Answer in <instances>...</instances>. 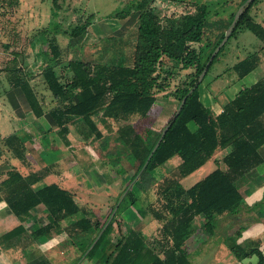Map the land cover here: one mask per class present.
I'll use <instances>...</instances> for the list:
<instances>
[{
  "label": "trees",
  "instance_id": "16d2710c",
  "mask_svg": "<svg viewBox=\"0 0 264 264\" xmlns=\"http://www.w3.org/2000/svg\"><path fill=\"white\" fill-rule=\"evenodd\" d=\"M255 1L245 5L227 40L214 55L203 79L230 38L242 31L249 30L260 39L264 51V26L250 13ZM13 2L17 0H11L9 5ZM154 2L136 0L115 15L116 18H125L135 13L134 23L130 27L132 31L125 38L119 39L123 40L119 42L131 47V53L125 55L119 50L121 53L113 56L116 59L114 62L68 60L63 66L69 75L67 77L60 75L56 69L61 63V49L54 35L51 36L48 30L43 31L47 41L46 54L54 63H45L41 74L47 89L58 101L57 105L49 109L48 114L57 126V133L63 142L69 144L68 124L75 119L81 139L88 143L98 141L108 158L107 163L116 173H124L129 166L132 168L129 183L134 181L120 202L136 200L132 186L138 180L142 183L146 174H152L158 169L163 172L155 179L152 185L153 199L146 206L160 224L158 235L144 239L134 224L126 225L124 229L118 224L116 231L115 217H112L87 253L88 257L104 264H189L190 252L183 247V243L193 219L198 215L209 218L213 214L237 215L245 205L239 183L246 179L251 170L264 164V156L259 150L264 145V77L240 88L217 111H212L202 101V81L188 93L212 51L223 38L234 13L226 20H209V10L205 3L181 0L179 5L193 8L178 14L173 11L162 15ZM92 16L90 14L88 20L74 26L69 34L73 37L81 35ZM213 30L219 32L217 39L204 43L205 32ZM194 43H197V48ZM112 46L114 43H111ZM164 59L169 60L171 65L164 64ZM259 62L258 52L253 51L227 69L238 78H243ZM176 67L191 68L193 71L188 74V80L173 91L174 99H168L163 93ZM10 70L13 72L8 79L10 86L20 87L32 115L35 118L42 117L45 111L26 75L17 66ZM164 71L165 77L162 79ZM183 97L185 102L179 113L148 159L163 128L158 131L147 129L141 133L136 124H145L150 117L151 107L160 102L163 105L175 104L168 123ZM108 118L118 123L116 138L124 147L126 155L117 145L109 147L110 134L105 135L98 126V122L109 126ZM26 150L23 139L15 133L9 134L0 143V160H4L3 156L9 153L21 163H27ZM219 150L225 151L217 161L216 168L189 187L182 186L181 180L184 177L205 164ZM174 157L178 158V163L167 168L166 164ZM218 162H222L223 168ZM54 164L51 162L27 173L12 166L0 179V200L12 215L22 217L23 220L31 217L38 206H42L45 211L43 224L30 233L25 232L24 238L22 235L25 230L21 223L5 233V238L24 248L31 247L41 237L49 238L65 232L85 252L106 223L114 205L102 220L93 208L86 204L80 205L74 192L58 182L39 185L52 173ZM119 208L120 203L115 215ZM71 217L75 219L62 223ZM90 233L94 234L86 240L83 235ZM155 246L158 251H150ZM230 250L238 259L255 253L258 260L254 264H264V254L258 247L244 249L242 244L235 243L230 246ZM32 264H50V261L42 255Z\"/></svg>",
  "mask_w": 264,
  "mask_h": 264
},
{
  "label": "rangeland",
  "instance_id": "374dc122",
  "mask_svg": "<svg viewBox=\"0 0 264 264\" xmlns=\"http://www.w3.org/2000/svg\"><path fill=\"white\" fill-rule=\"evenodd\" d=\"M8 1L10 2L11 0H0V58L5 57L7 54H15L19 57V55L24 53L29 47L27 44H25L27 46L21 45L18 36L17 38L14 36L12 41L7 39V32L15 34L18 32L16 29L8 30L3 24H7L8 26L10 23L12 26L14 23L19 24L23 19L22 12L19 13L15 11L16 16L12 15L13 10L10 8ZM134 1L136 0H43V2H45L43 8L48 6V9H45L46 15L42 27L33 34L31 54L34 58H32L31 61L26 62L24 68L27 71L25 75L36 93L46 115L45 117L43 116L36 119L35 122L30 124V126H27L31 132L26 128L23 130L28 138L25 139L28 144L26 152L28 156L27 159L30 161L29 163H31V165L24 166L15 158H13L15 162L12 160L14 165L11 163L8 164V161H5V163L1 161L0 179L4 177L6 169L11 166H16L22 172L26 173L27 170L38 169L42 165L54 162V170L52 173L38 184L43 185L51 181H57L62 186L75 192V199L80 205L86 204V206L93 208L95 213L98 214L102 220L107 217L111 207L117 203L124 189L129 184V177L132 168L129 166L124 173H116L114 168L107 163L108 158L105 156V151L100 148L98 141L88 143L81 139L77 131V122L75 119L71 120L68 124V145H66L58 135L57 126H55L48 114L49 109L57 105L58 101L53 98L50 91L47 89L41 74L42 66L45 63H54V61L46 54L47 41L43 31L48 30L51 33V36L54 35L55 40L61 49V63L56 67L60 75L63 74L65 77L69 76L63 66L68 60L72 59H83L85 61H90L91 63L114 62L116 59L114 60L113 56L115 54L118 56L121 53H119V50H122V54L125 55L131 53V47L124 45L123 42H119L123 41L119 39L125 38L132 31V28L130 27H132L134 23L135 13H132L125 18H116L115 15L118 11H121L125 6L130 5ZM179 1L181 0H155L154 5L160 10L162 15L164 13L168 15L173 11L178 14L181 11H187L193 8L188 5H179ZM182 1L187 3H205L209 10V20H226L232 13L235 14L239 6L245 0ZM54 6H56L55 9H53ZM250 13L256 21L264 26V0H256L250 9ZM90 14L93 16L89 18L87 29L79 36H71L69 33L72 28L88 20ZM32 16L35 17V15ZM12 17L14 21L17 19L18 22H13L10 19ZM218 33V30H213V32L206 31L203 42L215 41ZM111 43H114V46L111 47ZM193 45L197 48V43H194ZM262 45V41L256 38L249 30L242 31L237 34V36L230 38L224 50L210 68L209 73L203 80H201L200 90L202 101L205 104L211 103L209 106L212 111H217L218 108L230 100L240 88L248 86L259 78L264 77V51L261 48ZM253 51L258 52L260 62L249 74L243 78H238L235 73H232L227 69V67L231 66L238 59L245 57L248 53ZM163 62L166 65H171L169 60L164 59ZM9 64V62L5 64L2 63L4 68H9ZM13 65L15 67L17 66L22 72L23 68L21 65H23V63L21 60L18 59ZM192 71L191 68L180 69L176 67L175 74L167 80L168 84L165 89L166 92H164L163 95H166L168 99H174L173 91L181 86L186 79L188 80V74ZM161 75L163 79L165 77V71L162 72ZM174 108L175 104L167 103L163 105L161 102L159 104H154L149 111L150 117L146 120L145 124H136L138 131L144 133L147 129H153L155 131L162 129L171 117ZM11 118L13 119L9 122V126L11 127L10 130L19 132L18 127L20 120L15 115L14 117L11 116ZM94 118L96 119L95 116ZM107 121L109 126L101 122H98V126L105 135L110 134L111 143L109 147L117 145L122 149L123 154L126 155L124 147L116 138L118 123L111 118H108ZM8 155L11 156L9 153ZM116 155L117 153H115V157ZM220 157L221 156L219 155L218 159H220ZM176 160L177 157L174 160L169 161L166 164V167L172 168V166L175 165ZM219 164L221 165L222 162H218V165ZM216 165L217 164L213 160L206 162L197 170L184 177L181 180L182 186L189 187L216 168ZM161 174L162 171L154 172V174L148 173L142 180V183L140 180L136 181L132 186V191L135 192V196H138V198L134 202H130L128 199L119 202V212L117 215H113V217H115L114 230H118V224H120L119 227L122 229L128 224H134L138 229L142 228L140 234L146 237V239H152L158 235V227H160V224L154 219L146 206L153 197L152 185L155 179H158ZM252 177L253 176H247L245 182L241 180L239 183L244 198L247 197L249 183L253 182L256 184L260 182L259 179H253ZM136 178L137 177L134 179ZM256 193L262 196L264 194V186L257 189ZM262 198H264V195ZM4 211L5 207L0 204V246L3 248L0 250L3 256H5L6 253L8 255L13 254L12 248L7 243L4 236V231L11 226L18 224L19 221L22 220V217L18 218L11 213L12 216L7 215ZM239 213L240 212L237 214ZM44 215V208L38 206L34 209L31 217L24 218L25 221L23 225L27 227V230H33L43 224ZM70 219L71 218H67L63 220L62 223L66 224L71 221ZM202 219L203 220L200 224L196 225L195 228L193 227L194 231H201L203 233L213 232L215 227H208V225L205 224L206 222H204L206 221L204 220V217H202ZM244 226L245 225H240V232L244 231ZM93 234L94 233L84 234L83 236L87 240L90 239ZM64 235L65 234L63 233L61 236L64 237ZM224 237L226 243L223 242V245L227 244L229 246L234 242L236 243L238 240V236L231 234ZM60 239L61 237L57 236L51 240L45 241L42 249H46V247L53 248L55 245L58 246L57 248H66V245L62 244L66 242L68 243V239L62 238L63 241ZM199 242H204V239L199 234H196L195 236L193 235L188 242H184L183 247L185 249L188 248L190 252ZM60 243L62 244L60 245ZM71 244L74 245L71 241L70 244H67V248L71 247L69 246ZM150 251H158L157 246L152 247ZM194 251L189 253L191 254L189 255V259H191L192 264H223L216 259V253L211 252L209 254H204V256L202 253L197 254L194 253ZM64 253L67 254L68 252L64 251ZM14 255L16 254H13V256ZM77 255V253L67 255L69 258L61 259V262L71 264V261H73ZM227 255L233 256L230 253ZM227 255L224 254L223 256L226 257ZM50 257L53 264H58L60 254L51 253Z\"/></svg>",
  "mask_w": 264,
  "mask_h": 264
},
{
  "label": "crops",
  "instance_id": "0c3cea01",
  "mask_svg": "<svg viewBox=\"0 0 264 264\" xmlns=\"http://www.w3.org/2000/svg\"><path fill=\"white\" fill-rule=\"evenodd\" d=\"M44 3L45 2H43V0H17V2H13L11 5H9L10 8L13 10L12 15L16 16V12H19V13L22 12L23 13V19L20 21L19 24L14 23L12 26L10 25V23L8 26H7V24L6 25L3 24L6 28H8V30H10V29L15 30L16 29V31L18 32L17 34L7 32V34H8L7 39H9V41H12L14 36L16 38L18 36V38L21 41V45H23V46L28 45L29 47L26 49V51L24 53L19 55V57H18V55H15V54H7L5 57L0 58V143L9 134L15 133L21 139L24 140L26 147H27L28 144L26 143L25 139H28V138L26 137L27 135L23 130H25V128H26L29 132H31V130L27 126L28 125L30 126V124L32 122H35L36 119H38V118H35L34 115H32L31 109H30V107L26 101V98H25L21 88L20 87H15V88L11 87L8 79L11 76V74L13 73L10 70V68L14 66L13 65L14 62H16L18 59L21 60V62L23 63V65H21V67L23 68L22 72L24 74H26L27 71L24 68L26 66L25 64H26V62H29L32 60V58H34V56H32V54H31L32 38H33L34 32L40 30V28L43 25L42 23H43L45 15H46L45 9H48V6L43 8ZM55 7L56 6H54V9H55ZM32 15H35V17ZM10 19L13 22H18L17 19L14 21L13 17ZM25 44H27V45H25ZM7 62L10 63L9 64L10 66H9V68H7V67L4 68L2 63L5 64ZM206 105L209 106V105H211V103L206 104ZM220 108L221 107H219L218 110ZM14 115L20 120L19 121L20 124L18 123L19 124V127H18L19 132L14 131V130H12V131L10 130L11 127L9 126V122L11 121V119H13V118H11V116L14 117ZM45 115L46 114L44 113L43 116L45 117ZM259 150H260L261 154L264 156V145ZM224 151L225 150H219L218 152H216L214 154V156L210 160H213L215 163H217V161L220 160L221 157L223 156ZM219 155L221 156L220 159H218ZM25 157H26L27 163H21V164L24 166L25 165L30 166L31 163H29L30 161H28V159H27V157H28L27 152L25 153ZM3 158H5V159L0 160V162L2 161L3 163H5V161H8V164L11 163L14 165V163H12L14 161L13 157L9 156L8 153L6 155H4ZM175 158H173L172 160H174ZM210 160H208V161H210ZM176 163H178V158L176 160ZM11 167H8L6 169V171L8 169H10ZM220 167L223 168V165L221 164ZM30 170H27V172ZM32 170H35V169H32ZM158 171L161 172L158 169L155 171V173ZM162 174H163V172H162ZM249 174H251V175H249ZM250 176H253L252 177L253 179H255V178L259 179L260 182H258L256 184L251 182V183H249V186L247 185L249 188L247 191V197L244 198L245 205H244V208H242V210L239 211L240 212L239 214H237V215L213 214L210 218L202 216V215H198L193 219L190 229L187 231V233L184 236V242L185 243L188 242L192 238V236L193 235L195 236L196 234H199L200 236H202L204 239V242H199L198 244H196L191 249V251L195 250L194 253H197V254L202 253L203 255L209 254L211 252L216 253L215 254L216 259L219 260L220 263H223V264H254L258 260V257L255 253L250 254V255L243 257L241 259H238L232 254V252L230 250V246L235 244V242L233 244H230L229 246L227 244H226L227 246L223 245V242L226 243V241H224V239H225L224 236L231 234V235L238 236V240L236 241V243L242 244L244 246V249H253V248L255 249L258 247L261 250V252L264 254V198H262L264 194L262 196H260L256 193L257 189H260L264 186V164L259 165L258 167L251 170L248 173V177H250ZM243 181L245 182V180H243ZM71 191H73V190H71ZM74 194H75V192H74ZM137 198H138V196H136V199ZM152 199H153V197H152ZM0 204H2L5 207L4 213L6 212L7 215H11L9 208L6 206V204L2 200H0ZM202 217H204V220H206L204 222H206L205 224L208 225V227H211V226L215 227L213 232L203 233L201 231H199V232L194 231L193 227L195 228L196 225H198L202 222V220H203ZM72 219H75V217H71V220ZM24 221H25V219L19 221L18 224L21 223L23 225ZM18 224L13 225L9 229L5 230L4 236H5V233L9 232L13 227L17 226ZM218 224H219V226H218ZM240 225H245L244 226L245 228L243 229L244 231H242V232H240V230H241ZM23 227H24L25 231L22 235L23 236L22 238L25 237V232L30 233L32 231L29 229L27 230L26 229L27 227L24 225H23ZM139 230H140L139 231V234H140L142 228ZM63 233L65 234L64 237L61 236ZM57 236L61 237L60 240L63 241V239H68L67 240L68 243L69 244L71 243L69 236L65 232L54 234L49 238L41 237V238L37 239L31 247L28 246V247H24V248H20L21 246L15 245L13 242L10 243V240H8L6 238L7 243L12 248L13 254H16V255L13 256V254L8 255L6 253V255H8V256H6V255L3 256L1 253V250H0V264H32L42 255L46 256L49 259L50 264H53L52 259L50 257L51 253L61 254V253H64V251H68L69 253L71 252L70 247L67 248L68 243L66 241H65L66 243H64V244L60 243V245L61 244L66 245L65 246L66 248H63V247L57 248L58 246L55 245V247H53V248L52 247H50V248L46 247V249H42L43 243L45 241L51 240L52 238H55ZM140 236L142 238L146 239V237H144L143 235L140 234ZM0 245H1V242H0ZM69 246L73 247V244H71ZM0 249H3V248H1V246H0ZM37 249H39V250H37ZM229 253L232 254L234 257L227 255ZM224 254L227 256L226 257L223 256ZM59 262H61L60 258L58 259V264H59ZM189 264H192L191 259H189Z\"/></svg>",
  "mask_w": 264,
  "mask_h": 264
},
{
  "label": "water",
  "instance_id": "95a60500",
  "mask_svg": "<svg viewBox=\"0 0 264 264\" xmlns=\"http://www.w3.org/2000/svg\"><path fill=\"white\" fill-rule=\"evenodd\" d=\"M253 0H245L240 6L239 8L237 9V11L235 12L234 16H233V19L230 23V25L226 28L225 32H224V36L223 38L221 39V41L219 42V44L215 47V49L212 51L211 55L209 56L207 62L205 63L202 71L200 72V74L198 75V78H197V81L195 83V85L193 87H191V89L189 90L188 93L192 92V90L196 87V85L201 82V80L203 79L206 71H207V68L209 66V64L211 63L214 55L216 54V52L219 50V48L224 44V42L227 40L229 34L231 33L232 29L234 28L235 24H236V21L237 19L239 18L240 14L242 13L245 5L251 3ZM185 102V97H183V99L180 101L179 105L177 106L176 108V111L172 117V119L163 127V129L161 130V133H160V136H159V139L158 141L156 142V144L154 145L151 153L149 154L148 156V159L149 157L151 156L152 152L155 150V148L157 147V145L159 144L162 136L164 135V133L166 132V130L168 129V127L170 126L171 122L174 120V118L177 116V114L179 113L182 105L184 104ZM146 164V163H145ZM144 167V166H143ZM142 167V169H143ZM141 169V170H142ZM141 172V171H140ZM134 181V180H133ZM133 181H131L127 186L126 188L124 189L123 193L121 194L120 198L118 199L117 203L114 205V208L112 210V212L110 213L106 223L103 225L102 229L100 230L99 234L97 235V237L95 238V240L91 243V245L88 247L87 251L93 246L94 242L96 241V239L98 238V236L100 235V233L102 232V230L105 228V226L109 223V221L111 220V218L113 217L115 211H116V208L119 204V202L121 201V199L123 198L124 194L127 192V190L130 188L131 184L133 183Z\"/></svg>",
  "mask_w": 264,
  "mask_h": 264
},
{
  "label": "flooded vegetation",
  "instance_id": "af4514ba",
  "mask_svg": "<svg viewBox=\"0 0 264 264\" xmlns=\"http://www.w3.org/2000/svg\"><path fill=\"white\" fill-rule=\"evenodd\" d=\"M71 240V239H70ZM72 241V240H71ZM73 242V241H72ZM70 249H71V252L69 253L68 251V253L67 254H65V253H61L60 254V261H61V259H67V255H72V254H75V253H77L78 255H77V257H75V259L73 260V261H71V264H104V263H101V262H99V260L98 259H95V260H93L92 258H90V257H88L87 256V253L88 252H86L87 251V249H86V251L85 252H82V250H80V248L79 247H77L75 244L73 245V247H70ZM90 250V249H89ZM88 250V251H89ZM70 251V250H69ZM69 258V257H68ZM72 259V258H71ZM59 264H66V263H63V262H59Z\"/></svg>",
  "mask_w": 264,
  "mask_h": 264
}]
</instances>
